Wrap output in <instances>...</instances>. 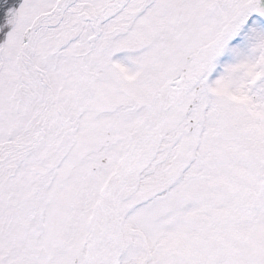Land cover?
Listing matches in <instances>:
<instances>
[{"label":"snow or ice","instance_id":"obj_1","mask_svg":"<svg viewBox=\"0 0 264 264\" xmlns=\"http://www.w3.org/2000/svg\"><path fill=\"white\" fill-rule=\"evenodd\" d=\"M0 264H264V0H0Z\"/></svg>","mask_w":264,"mask_h":264}]
</instances>
